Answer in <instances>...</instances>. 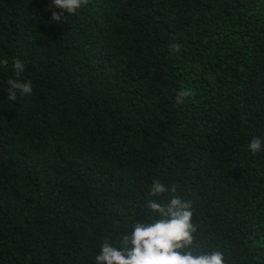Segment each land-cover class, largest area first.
Here are the masks:
<instances>
[{"label":"trees","instance_id":"obj_1","mask_svg":"<svg viewBox=\"0 0 264 264\" xmlns=\"http://www.w3.org/2000/svg\"><path fill=\"white\" fill-rule=\"evenodd\" d=\"M61 11L0 0V264H95L155 180L192 202L194 246L264 264V0ZM16 60L33 93L9 101Z\"/></svg>","mask_w":264,"mask_h":264},{"label":"clouds","instance_id":"obj_2","mask_svg":"<svg viewBox=\"0 0 264 264\" xmlns=\"http://www.w3.org/2000/svg\"><path fill=\"white\" fill-rule=\"evenodd\" d=\"M85 0H52V7L63 10L52 12L51 19L60 23L68 16L76 14ZM173 52L180 47L173 44ZM0 60V67L5 65ZM25 72L20 60L14 61L15 79L7 81V100L16 101L17 97L26 98L32 95L33 86L25 83L21 77ZM192 95L190 90H182L175 96L177 104H184ZM253 154L264 150V140L253 138L248 144ZM175 187H167L160 180L150 186L146 207L149 210L145 222L132 223L130 231H125L116 242L105 240L95 255V264H225L224 253L213 249L200 250L194 246L197 226L193 223L192 202L175 195ZM172 193L167 201L161 198Z\"/></svg>","mask_w":264,"mask_h":264}]
</instances>
